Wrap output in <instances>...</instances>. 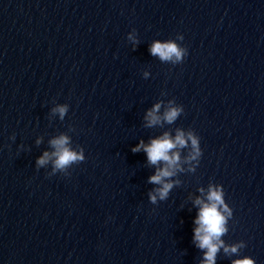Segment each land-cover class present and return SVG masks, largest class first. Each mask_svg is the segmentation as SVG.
<instances>
[{
  "label": "clouds",
  "instance_id": "9594fccd",
  "mask_svg": "<svg viewBox=\"0 0 264 264\" xmlns=\"http://www.w3.org/2000/svg\"><path fill=\"white\" fill-rule=\"evenodd\" d=\"M150 51L152 55H158L161 60L165 61L172 60L173 57H175V61H182L186 54L184 49L179 48L177 44L173 42L163 44L156 42L152 45ZM158 109L159 105H156L153 111L148 114L150 117V124L158 122L159 118L155 115V112ZM56 111H59L61 116H63L66 108L61 106L57 108ZM180 111V108H171L165 114V119L171 123L179 115ZM188 140L191 141L194 152L191 158L195 159L196 156L200 154L198 140L191 132L188 133ZM52 144L57 149L56 152L53 153V155L56 157V168L62 169L71 162L83 159L82 155H78L66 147L67 138L64 136L53 140ZM177 146H186V140L183 132H178L174 141L170 139L166 133L162 138L153 140L150 145L145 146L143 142H141L140 145H137V147L133 149V152H136L139 151L141 147H143L144 151L147 153L149 162L152 164H156L161 160L167 163V167L159 170L155 175L150 177L151 183L163 184L162 188L158 189L161 199L167 195L168 190L172 187L171 184L163 183L162 178L172 175V172L169 171V169L177 163L179 160V155L173 154L172 156H169V151ZM47 159L48 153H45L44 156L38 160V164L43 165L46 163ZM151 199L154 202L156 197L152 196ZM207 199L210 203L202 205L198 219L196 220V223L199 225V227L195 229V239L199 242L198 246L200 248L207 249L205 264H214L215 255L219 247L222 246V242L219 241V238L226 231L224 227L225 217L222 215L218 207L223 205L224 202L222 199V193L219 189H210ZM197 203L200 204L202 202L197 200ZM224 211H229L226 205L224 206ZM236 251L237 246L225 248V252L235 253ZM233 264H254V261L245 258L243 260H236L233 262Z\"/></svg>",
  "mask_w": 264,
  "mask_h": 264
}]
</instances>
